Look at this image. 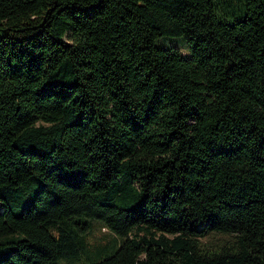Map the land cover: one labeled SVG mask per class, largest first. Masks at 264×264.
<instances>
[{"label":"trees","instance_id":"16d2710c","mask_svg":"<svg viewBox=\"0 0 264 264\" xmlns=\"http://www.w3.org/2000/svg\"><path fill=\"white\" fill-rule=\"evenodd\" d=\"M62 259L264 264V0H0V264Z\"/></svg>","mask_w":264,"mask_h":264},{"label":"rangeland","instance_id":"374dc122","mask_svg":"<svg viewBox=\"0 0 264 264\" xmlns=\"http://www.w3.org/2000/svg\"><path fill=\"white\" fill-rule=\"evenodd\" d=\"M184 41V36H162L156 39V44L159 46H175L182 53L187 54V47L181 43ZM29 201V199L27 200ZM26 205V203H24ZM112 234L103 226L100 221L93 222V228L89 237V241L92 245H98L103 242L108 241L111 238ZM59 264H70L66 260H60Z\"/></svg>","mask_w":264,"mask_h":264}]
</instances>
